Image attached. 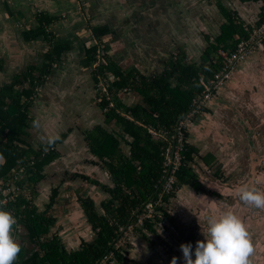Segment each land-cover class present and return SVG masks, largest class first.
<instances>
[{
	"label": "rangeland",
	"instance_id": "1",
	"mask_svg": "<svg viewBox=\"0 0 264 264\" xmlns=\"http://www.w3.org/2000/svg\"><path fill=\"white\" fill-rule=\"evenodd\" d=\"M151 1L152 0H0V65H3V68L0 66V86L4 82L7 86L16 84V77H19V80L23 81V76L21 74L27 72L31 67L40 69L44 62V57L49 50L48 45L43 41L31 44L24 42L22 33L26 24L21 23V20L16 17L19 12L26 13L28 22L32 20V18L29 19L28 14L33 15L29 10H32L35 15L39 13L50 14L51 17L58 19L56 25H67L68 28L65 31H69V34L66 36L63 35V37L72 42V50L66 52L61 60L56 62L52 70H50V76L47 81L36 88L35 91L37 94L34 95V100L32 101H38L34 111V105L31 103V106L30 104V110L32 111L30 115L32 117L35 116L37 109L40 112V110L45 111L47 107V117L51 118V123L56 124V126H62L59 128L65 131L69 126V124H65V122L69 120L70 123H72L71 126L76 128L77 132V134L74 132L73 136H71L70 143L73 147L80 146L79 151L75 152L71 151V149L67 152L66 156L63 157L64 159L60 158L55 162L56 164L54 163L53 165V171L45 170V178L34 188L36 192L35 199L38 198L35 204L36 206L38 205L37 208L39 212L46 213V217H53L55 220V224L51 226L50 237L57 236L60 230H67L71 238L74 237L73 234L75 235L76 231L81 232V235L76 238V240H78L77 243L81 244L83 241L82 236L86 238L85 240H90L92 236H89V234L92 228L89 227L88 219L82 209L81 199L93 200L97 207L102 210L103 201L108 200L109 194L104 192L101 186L95 185L89 181L87 177L90 179H98L101 182L112 185L108 172L102 167V164L100 166L86 165L88 164V160L85 151L88 152L89 147L86 146V141H83L85 137L82 134V129L91 130L94 126L98 125H103L105 128L111 129L114 126L113 122L109 125L110 127L106 125V116L99 108L100 100L97 96L99 90L95 88L94 83L92 85L91 76H89L88 72L93 70H83L81 41H83L82 36L90 30L88 21L94 26L107 25L110 28V35L103 38V43L108 50L106 53L103 51L101 55H107L112 60H114L112 58L114 57V61H116L118 65L121 63L129 66L135 61L134 54L130 50H135L136 52V49L127 46L130 44L132 45L135 39V43L138 42L140 45V62H147V67L142 69L146 76L152 78L164 71V60L171 56V51L173 55L177 57L179 40L183 41L186 45L195 40L200 42L201 48L198 52L194 50L192 53L188 54L189 61H196L199 63L200 55H202L207 47L204 36L209 35L211 37H216L220 32L221 24L224 23L223 17L219 14L214 4L213 10L209 13V17L205 16L208 15L207 12L204 10L202 11L204 16L200 17L199 23L194 26V33L187 31L186 24L184 30L182 29L184 25L179 27V25L175 24L177 21L175 9L182 6L184 3V6H186V3H191L192 5L198 4L199 6L196 10L203 9L206 0H198L197 3L194 0H177L178 2L175 0H167L163 3V12H167L170 3H174L175 1L176 4L173 5L171 10H168L170 17L165 19L166 23L163 25V23L161 24L157 20H147L145 22L143 18L146 10L145 6L150 4ZM225 4L234 9L232 0L227 1ZM263 7L264 4H261L256 13V8L247 6L245 11L243 10L245 14L244 18L247 21L251 18L256 19L255 22L259 21V13L262 12ZM194 13L196 12H193V14ZM67 18L72 21V27L70 26L71 24L68 23ZM217 22L218 29L216 32L214 26ZM74 24L80 28L74 30ZM52 29L50 32L54 35V30ZM59 32L60 31L57 29V34H60ZM75 35L77 38H75ZM261 46H264V43H262ZM125 49L126 51H124ZM102 63L104 64V62ZM246 67H252V69L250 74H248V70H245V79L240 77L241 88L248 94L256 91L253 93V96L256 98L258 95V97L261 98L260 104L263 105L264 49L259 52L257 51L256 54L251 56L245 63L239 64L237 66V71ZM35 75L38 76V73L36 72ZM234 77L235 74L233 78ZM235 78L238 79L237 76ZM231 81L226 82L222 88L220 86V89L217 91L218 94L222 92ZM29 87L30 83L28 81H25L23 86L16 84L18 90L23 88L27 89ZM231 93L232 94H229L228 97L221 95L219 100L216 101L223 109L219 107L217 110L209 112L207 111L208 107H206L199 117L201 118L199 123L206 124L210 119H214L211 116L213 113L219 114L218 119L221 120V124H227V122H229V124H231V122L234 123L231 125L235 128H232L233 133L230 134L236 138V140L234 139V143L228 144L229 149H225V152L219 156V161L229 160L235 157L236 160L232 164H229L232 161L229 160L226 161V163L223 162V166H225V172L227 174H230V172L234 170L236 172L233 174V177L225 183L222 178L218 176L214 177L217 180L211 179L213 182L220 183L222 186H214V189L221 194L215 197L210 196L212 201L209 203L200 199L197 200L199 203L190 202L184 197L180 199V192L177 194V197L171 199V207L169 206L170 208L168 207L167 211L168 214H170L169 218H166L162 223L158 224L156 229L157 234H154V241L157 242L164 251L168 264H170L174 256L178 258L177 264H181L183 258L180 245L182 243L191 242L193 246H195L197 240L204 238L201 232V226L206 227V217L213 214L218 215L225 210L235 212L242 218L248 227L254 246V252L250 257L251 264H264V208H256L246 204L240 200L237 191L239 187L245 185L250 188L255 187L264 190V124H253L257 120V114L262 116L261 112L263 108L260 109L261 111H258L257 109L259 106L257 104H252L251 109L249 108V110H247L248 108H246L245 105L250 104L248 98H240L237 90ZM216 97L217 95L213 96L208 104ZM120 98L128 105H132L139 101L136 94L131 92L121 93ZM241 108H245L246 110L243 111ZM235 109H241L243 111V115H241L240 118L237 116L234 117L236 112ZM203 114L205 115L203 116ZM263 117L264 114L260 118ZM35 121L36 122H33L31 118L29 123L34 124V127L32 129L30 128V139L35 143L33 144L38 147L39 141L45 142V138L43 137V130L40 126L39 128L37 126L39 122L36 119ZM192 124H194V122H190L188 126V140L190 144V129ZM211 148L213 150L212 145L208 144L207 150ZM127 150V147H125V151ZM206 152L207 151H204V154ZM230 153H232L231 156L229 155ZM87 156L90 159V156ZM200 159L201 157H196V172L202 171V167L199 166V163L204 165ZM217 168H219V165L210 167V171L212 170V172H215ZM1 184L3 183L1 182ZM55 189L58 190V195L56 199L52 201ZM223 190L225 191L223 192ZM27 194L34 196V193L30 189L27 190ZM185 194L186 191L184 192V195ZM73 213L74 218L70 217L71 214L73 216ZM171 219L174 220V223ZM85 227H87L86 233H84ZM28 233L29 231L24 224L18 225L19 236L17 237V241H20L24 247L27 245V249H30L32 244L28 242ZM58 237H60V235H58ZM135 237L136 234H130L127 238L129 244L123 247L122 256L126 261L125 264H133L135 260L138 259L136 252L142 248L141 245H139L140 247L138 248L129 247L131 240ZM61 243L70 251L65 241L61 239ZM116 264H120V262L118 261Z\"/></svg>",
	"mask_w": 264,
	"mask_h": 264
},
{
	"label": "trees",
	"instance_id": "2",
	"mask_svg": "<svg viewBox=\"0 0 264 264\" xmlns=\"http://www.w3.org/2000/svg\"><path fill=\"white\" fill-rule=\"evenodd\" d=\"M239 1L242 4H264V0ZM221 10L225 12L226 22L221 25L216 37L204 36L207 47L200 56V62L189 61L185 51L181 50L180 55L170 59L164 71L153 78L135 68L124 70L109 56L100 55L99 51L105 45L103 38L110 35L111 30L108 26H91L88 21L96 45L87 50L83 67L93 70L90 73L95 86L105 81L107 91L100 89L97 95L99 108L106 116V125L113 122L114 126L110 129L98 125L83 131V135L90 151L107 170L112 185L87 177L110 197L103 201L102 210L93 200L81 199L82 209L96 237L91 241H82L80 248L71 252L66 251L58 236L50 237L55 220L39 212L34 191L35 186L45 178L46 167L60 157L57 146L68 134L56 142L40 143L36 147L30 139L29 124L32 118L30 104L34 105L32 100L37 94L36 88L47 81L50 70L71 50V45L57 40L50 32L58 19L48 13L36 15L37 28L23 30L24 42L42 40L49 50L40 69L31 67L22 73L23 81L16 77V84L23 86L28 81L29 88L18 90L13 84L2 87L0 91V208L7 209L16 218L13 235L17 238L18 225L24 224L29 231L28 242L32 244L27 249L18 241L21 251L14 264H97L111 251L115 252L119 262L123 260L122 252L114 249V243L121 234L120 226L137 220L135 214L157 197V189L163 182L166 143L154 139L150 130L166 129L173 133L178 121L190 111L193 99L204 91L199 82L200 75L208 80L221 70L223 62L218 57L219 50L234 52L239 42L250 39L253 30L264 23V7L260 20L250 25L237 13ZM16 17L21 21L24 19L21 12ZM107 50L105 46L103 51L106 53ZM0 66L3 68V65ZM123 92L135 93L139 101L126 104L120 98ZM197 154L194 145H186L182 165L176 174L177 191L187 186L198 193H206L196 172ZM204 162L209 164L206 159ZM28 189L34 196L27 194ZM57 195L58 190L55 189L52 201ZM175 195L173 192L165 197L168 204ZM163 210L165 219L169 218L168 207ZM171 221L174 223L173 219ZM156 225V219L144 223L152 231L156 230Z\"/></svg>",
	"mask_w": 264,
	"mask_h": 264
},
{
	"label": "crops",
	"instance_id": "3",
	"mask_svg": "<svg viewBox=\"0 0 264 264\" xmlns=\"http://www.w3.org/2000/svg\"><path fill=\"white\" fill-rule=\"evenodd\" d=\"M161 1L162 0H158V2H157V0H152L150 4L145 6L146 10H145V13L143 15V18L145 19V22L147 20H149V21H156L157 20L161 24L163 23V25L166 23L165 19L170 17L169 16L170 13H168V10H171L173 5L176 4L175 1L176 2H178V1L175 0L174 3H170L168 5L167 12H163V8H164L163 3H165V1H167V0H163L162 2ZM194 1L197 3L198 0H194ZM227 1H229V0H225V1L224 0H219V1L218 0H206L204 8L203 9H198V10H196V8L199 6L198 4L192 5L191 3H186V6H184L185 5V3H184L182 6L178 7L177 9H175V16H176V19H177L175 24L179 25V27H182L184 25V27L182 28L183 30H184L185 24H186L187 31H189L190 33H194L193 32L194 26L197 23H199L200 17L204 16L202 14V11L204 10L205 12H207L208 15H205V16L209 17V13L213 10L214 4H215L216 9L219 11V14H221V16L223 17L224 23L226 22V20H225V12H223L221 10V8H223L225 11H230V12H233V13H237L238 16L242 20H244L247 24L250 25V24L255 23L256 19H252L251 18L249 21H247L244 18L245 14L243 13L245 11V8L247 6H252L253 8H256L255 11L257 13V11L259 10L258 8H260L261 4H263L262 2H260V3L242 4L239 0H232V5L234 6V9H232V7L230 8V7H228L225 4ZM219 5H221V6L219 7ZM29 12L33 13V15L28 14L29 19L32 18V20L30 22H28V20H27L26 13L21 12V13H23V15L25 14L24 19H22V21H21V23H25L26 24L24 30H32V29H35V28L38 27V22L36 21L37 20V18H36L37 14L35 15L32 10H29ZM193 12H196V13L193 14ZM259 15H260V13H259ZM177 17H179V18H177ZM68 23L71 24L70 25L71 27L73 26L72 25V21L69 20V19H68ZM224 23H222L221 25H223ZM215 24L216 25L214 26V28L216 29V32H217L218 22L215 23ZM57 25H59V24H57ZM57 25L56 24L53 25L50 28V30L53 28L52 30H54V36L56 37V39L60 40V41H64L65 43L71 45V50H72V42L69 41V40H66L63 37V35L66 36L67 34H69V31H65L68 28L67 25H63V26L62 25L61 26L60 25L57 26ZM83 25H84V23H83ZM92 26H94V25H92ZM103 26H107V25H103ZM56 28L58 29V31H60L59 32L60 34H57V29ZM73 28L75 30V29L80 28V27L74 24ZM156 28H158V27H156ZM211 34H215V33H211ZM146 35H147V33H146ZM60 36H61V39H60ZM79 37H81V36H79ZM82 37H83V41H81L82 42L81 46H82L83 55H82V53H81V55H82L83 64H84L85 54L87 53V50L93 48L96 45V42H95V40H94V38L92 36L91 30L87 31L84 34V36H82ZM75 38H77L76 35H75ZM40 41H42V40H40ZM126 41H127V39H126ZM177 42H178V40H177ZM178 43H179V46L177 47L178 55H180L181 50H184L186 55H187V57H188V54L192 53V51L197 50L196 52H198V50L201 48L200 42H198L197 40L189 43L188 45L184 44L183 41H180V40H179ZM27 44H31V43H27ZM127 46H130V47L136 49V52H135V50L128 49L134 54L135 61H133V63L131 65H129V66L123 65L121 63L118 65V63L116 61H114L115 60L114 57H112L114 59L113 61L116 62L117 65L120 66L121 68H123L124 70L135 68L136 70H139L142 74L145 75V72H144V70L142 68H146L147 67L146 66L147 62H144V61L140 62L141 61L140 45L138 44V42L135 43V39H134L133 44L132 45L130 44V45H127ZM126 49H127V47H126ZM126 49L124 51H126ZM170 54H171V56L168 59L164 60L165 61V65L170 61V59L175 58V55H173L172 51L170 52ZM194 62H196V61H194ZM80 66H81V64H80ZM251 69H252V67H246V68H243L242 70H238L235 73V77L237 76L238 79L234 77L233 80L227 84V86L224 88V90L222 92H220L221 94L220 93L217 94V97L214 98L212 100V102H210V104H209V106L207 108V111H209V112L212 111L213 112V110H217L219 107L222 108L221 106H219V103L216 102V101L219 100L221 95H224V96L228 97L229 94H232L231 92L237 90L238 94L240 95V98H242V99L248 98V101H249L250 104L248 103L249 105H245L246 108H248L247 110H249V108L251 109V105L252 104L253 105L257 104L259 106L258 109H257L258 111H261L260 109L263 108L262 112H261V115L263 116V114H264V104L263 105L260 104L261 98L258 97V95H257L256 98L253 96V93L256 92V91H254L251 94H248V93H245L244 90L241 88L242 85L240 83L241 82L240 79L241 78L245 79V75H246L245 74V70H248V74H250L251 73ZM83 70H85L84 67H83ZM88 72H89V76H91L90 71H88ZM90 78H91V82H92V85H93L94 82H93L92 76ZM102 83H100L99 85H96L95 88L97 90H100L101 87H102ZM1 86L5 87L6 83L4 82ZM8 86H10V85H8ZM257 89H258V87H257ZM236 99H239V98H236ZM37 101L34 102L33 111L35 109ZM47 109L48 108L46 107L45 111L44 110H40V112L37 109V111L35 113V116L32 117V121L36 122L35 121V119H36L39 122V124H37L38 128L40 126L41 129L44 132L43 137L45 138L44 139L45 142L39 141L38 144H40V143L46 144V143L56 142L57 140L61 139L62 136H64L65 134H68L66 136V138L62 141V143H59L58 146H57V150L61 154L60 157L57 160H55L53 163L48 165L46 167V169H45L46 171H53V165H54L55 162H57L60 158L65 157L67 152H69L71 149H72L71 151H75V152L79 151V149H80L79 147L80 146L73 147V145L70 143V139L72 138L71 136H73L74 132L77 134L76 128L71 126L72 123H70L69 120H67L65 122V124H69V126H68L66 131L61 129V128H59V127H62V126H56V124H52L51 123V118L47 117V112H48ZM241 109L243 111L246 110L245 108H241ZM241 109H235L236 112H235L234 117L237 116V117L240 118V116L243 115V111ZM232 114H234V113H232ZM204 115L205 114H203V116ZM206 115H208V114H206ZM218 115L219 114H216V113L211 114L212 118H214V119H210L209 122L206 123V124H200L199 122H200L201 118H199V119H197L194 122V124L191 125V129H190V133H191L190 134V139H191L190 141H191V144L194 145V147L197 148V150H198V154L196 155V157L197 156H199V158L201 157L200 160L204 164H205V162H204L205 159L209 163L208 165L207 164L201 165L199 163V166L202 167V171H198L197 172V173H199L198 174L199 175V182H201L202 185L205 186L209 190V192L205 188L206 189V193H203V192L198 193L197 191L193 190L192 188L184 186V187H182L181 189H179L177 191L175 197H177V194L180 192V199H182L184 197V198H187L190 202H194V203L195 202L199 203V201H197V200L200 199V200H203L206 203H209V202L212 201L210 196L215 197V196H218L219 194H221L218 191H216V189H214V186L216 187V185H221V184L217 183V182H213L211 179L217 180L214 177L218 176L219 178H222L223 182L225 183V182H227V180H229L231 177H233V174L236 172L234 170V171H231L230 174L229 173L227 174L225 172V166H223L224 163H226V161H229V160H232L229 163V164H232L236 160L235 157H233V158H231L229 160L219 161V156H221V154H223L225 152V149H229L228 148V144L234 143V139L236 140V138H234L230 134V133H233L232 128L233 129L235 128L234 126L231 125V124H234V123L231 122V124H229V122H227V124H224V123L221 124L222 122H221V120L218 119V117H219ZM262 116L257 114V120L253 124H264V117L260 118ZM215 118H217V119H215ZM33 127H34V124H30V128L32 129ZM83 131H86V129H82V134H83ZM188 136H189V134H188ZM84 139H83V141L85 142ZM85 144H87V143L85 142ZM208 144L212 145L213 150H212V148L207 150V145ZM34 146H36V145H34ZM86 146L88 147V145H86ZM204 151H207V152L204 154ZM85 152H86V158L88 160V164H86V165H89V166H100L102 164L101 160H99V158L90 151V148H89L88 152L87 151H85ZM232 153H230L229 155L231 156ZM87 155L90 156V159L88 158ZM227 156H228V154H227ZM196 157H195V162H197ZM200 160H199V162H200ZM216 165H219V168H217V170L215 172H212V170L210 171V167H213V166H216ZM205 166H208V167H205ZM185 191H186V194L184 195ZM212 191L215 192V193H213ZM224 191L225 190H223V192ZM37 199H36V202H37ZM170 203H172V201ZM169 206H170V204H169ZM74 213H76V212H74ZM74 213H73V216L71 214L70 217L74 218ZM85 223H87V222H85ZM131 223H133L135 225L136 221H132ZM83 225H84V222H83ZM89 227L92 228L91 225ZM86 228L87 227H85L84 233H86ZM154 228L157 229V225ZM95 234H96V232H94L92 230L91 233L89 234V236L90 235L92 236L90 240H85L86 238L83 237V236H82V239H83V241H91L92 239H94L96 237ZM134 234H136V237L133 240H131V243H130L129 247L138 248V247H140L139 245H141L142 248L137 250L136 255L138 256V259L135 260V262L133 264H168L166 256L164 255V251L162 250V248H160V245L157 244V242L153 241L154 237H155L154 234H157V230L152 231L147 226H144V225L142 226V225L136 224L134 226ZM58 235H60L59 238H61L63 241H65L67 243L66 245L68 246V249H70V251H69L65 247L67 252L77 251L80 248L81 244L77 243L78 240H76V238L79 235H81V232L76 231V233H75L76 236L73 234V236L75 238L74 237L71 238V236H69L70 233H68L67 230H65V231L60 230ZM61 239H60V241H61ZM22 247H24V246L22 245ZM37 248L38 247H36L35 251L37 250ZM125 262H126L125 259H123L120 262V264H125ZM181 264H183V260H182Z\"/></svg>",
	"mask_w": 264,
	"mask_h": 264
},
{
	"label": "built area",
	"instance_id": "4",
	"mask_svg": "<svg viewBox=\"0 0 264 264\" xmlns=\"http://www.w3.org/2000/svg\"><path fill=\"white\" fill-rule=\"evenodd\" d=\"M264 42V23L262 26L253 30L250 39L239 42L237 49L234 52H226L219 50L218 57L222 60L223 65L221 70L214 74V77L206 80L203 75H200L199 82L204 87V91L201 92L192 101V107L187 115L180 119L176 124L175 130L170 134L166 129H151L150 134L156 140H162L166 143L165 153L166 158L164 162V175L163 182L157 189V197L144 204L135 214L137 217L136 224L144 225L146 220H157L158 224L165 220L164 208H167L169 204L165 200L168 194L177 193L175 188L176 174L182 165V153L184 152L186 145L190 144L188 140V126L190 122H195L204 112L205 108L209 106V101L218 94L220 86H222L233 79L237 66L241 63L248 61L251 56L256 53L259 47ZM105 49V45H102L99 51L100 55ZM101 91H107L106 83H102ZM3 183V182H2ZM4 185V183L2 184ZM2 188H0L1 190ZM135 224V225H136ZM133 223H129L127 226L121 225L119 232L121 233L114 243V249L122 252L123 247L129 244L127 238L130 234H134ZM118 258L114 251L104 255L97 264H116Z\"/></svg>",
	"mask_w": 264,
	"mask_h": 264
},
{
	"label": "clouds",
	"instance_id": "5",
	"mask_svg": "<svg viewBox=\"0 0 264 264\" xmlns=\"http://www.w3.org/2000/svg\"><path fill=\"white\" fill-rule=\"evenodd\" d=\"M237 191L246 204L264 208V190L245 185ZM15 224L12 213L0 208V264H14L21 251L13 235ZM201 232L204 238L197 240L195 246L191 242L180 245L183 264H251L254 246L246 223L235 212L225 210L207 216ZM177 260L174 256L170 264H177Z\"/></svg>",
	"mask_w": 264,
	"mask_h": 264
},
{
	"label": "bare ground",
	"instance_id": "6",
	"mask_svg": "<svg viewBox=\"0 0 264 264\" xmlns=\"http://www.w3.org/2000/svg\"><path fill=\"white\" fill-rule=\"evenodd\" d=\"M90 20V19H89ZM92 26V25H91ZM106 27V26H105ZM93 36V35H92ZM65 45V44H64ZM37 62V61H36ZM114 70V69H113ZM115 71V70H114ZM146 78V77H145ZM120 80V79H119ZM105 82V81H104ZM5 85V84H4ZM103 97V96H102ZM96 98V97H95ZM108 100V99H107ZM53 141V140H52ZM64 159V158H63ZM184 161V160H183ZM56 164V163H55ZM64 166V165H63ZM226 171V170H225ZM42 173V172H41ZM104 175V174H103ZM53 176V175H52ZM157 184V183H156ZM186 188V187H185ZM97 189V188H96ZM104 196V195H103ZM100 200V199H99ZM38 206V205H37ZM32 208V207H31ZM45 212V211H44ZM134 215V214H133ZM118 227V226H117ZM57 232V231H56ZM98 236V235H97ZM154 241V240H153Z\"/></svg>",
	"mask_w": 264,
	"mask_h": 264
},
{
	"label": "flooded vegetation",
	"instance_id": "7",
	"mask_svg": "<svg viewBox=\"0 0 264 264\" xmlns=\"http://www.w3.org/2000/svg\"><path fill=\"white\" fill-rule=\"evenodd\" d=\"M263 43H264V42H263ZM263 49H264V46H263V47H259L258 50H256V52H257V51H258V52H259V51H262ZM254 54H256V53H254Z\"/></svg>",
	"mask_w": 264,
	"mask_h": 264
},
{
	"label": "water",
	"instance_id": "8",
	"mask_svg": "<svg viewBox=\"0 0 264 264\" xmlns=\"http://www.w3.org/2000/svg\"><path fill=\"white\" fill-rule=\"evenodd\" d=\"M205 165V164H204Z\"/></svg>",
	"mask_w": 264,
	"mask_h": 264
}]
</instances>
